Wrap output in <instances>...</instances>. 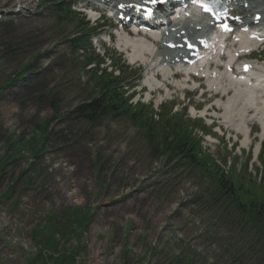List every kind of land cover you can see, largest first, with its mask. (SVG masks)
<instances>
[{"label": "rangeland", "instance_id": "1", "mask_svg": "<svg viewBox=\"0 0 264 264\" xmlns=\"http://www.w3.org/2000/svg\"><path fill=\"white\" fill-rule=\"evenodd\" d=\"M54 1L0 10V264H264V221L216 182L228 181L244 205L264 203L259 126L244 147L214 95L171 88L149 102L142 65L116 42L100 43L105 55L97 45L114 21L93 23L81 12L87 0H66L68 20ZM86 23L94 39L82 53L71 41ZM90 59L121 73L137 122L79 115L102 92ZM181 117L216 167L192 168L161 148L165 122Z\"/></svg>", "mask_w": 264, "mask_h": 264}, {"label": "bare ground", "instance_id": "2", "mask_svg": "<svg viewBox=\"0 0 264 264\" xmlns=\"http://www.w3.org/2000/svg\"><path fill=\"white\" fill-rule=\"evenodd\" d=\"M89 1L94 4L93 7L98 9H100L103 5L108 7L112 6L114 9H118L120 6L125 8L128 3H142V0ZM34 2L35 0H0V10L8 6L10 9H7V11H16L20 8L18 7V4H21L22 10H20L19 13H22L24 12L22 7L30 10L33 8ZM228 3L231 6H235V9L231 12L232 18L236 21L234 26L241 28V24L244 23L249 26H253L255 17L261 16L262 23L259 27L264 29V0H228ZM120 13V11H117L116 16L120 15ZM91 18H94L93 14L91 15ZM162 24L163 25H160V27L163 26L164 28L166 24ZM169 26H171V24H169ZM160 27L157 26L155 28L156 31H158ZM171 28H175V26H171ZM183 30H186L188 35L192 32L189 25H186V29ZM241 35L246 39L248 38L247 33H241ZM176 36L167 37L172 39L169 43L173 45H180L182 43L184 54L189 55L191 53V51L186 50L187 46L199 47L201 45V42L196 44V41H189L186 37L182 38L181 41L180 39L175 40ZM152 37L156 38V35H152ZM116 40L117 46L120 50L126 52L132 63H141L144 66V70L147 73L144 83L151 91L165 89L168 92L167 96H170L171 86L174 89L180 90H183L186 87L192 88L191 85H188V78L181 77V75H174V70H179L178 68L180 67L174 66V63L171 61H166V57H169L168 52L163 54L165 51L164 48H161L157 43H153L152 38L148 39L146 37H142L141 35L130 34L123 31L120 33L117 32ZM154 40L155 42L158 41V39ZM229 48L235 49L236 45L230 43ZM185 59L187 58L184 57L182 61L184 62ZM188 60L190 61L191 59L188 58ZM245 64L249 65L252 69V72H250L248 76L242 77L238 74L235 78H233V80H230L225 76V69L221 66H217L214 69V75L217 77L213 80H205L204 85H206V87L213 92L212 95L215 96L216 102L214 106L224 111L222 114L224 124L231 127L238 134L242 135V145L244 147H248L251 142L250 140L252 134V130L249 126L250 122H257L260 125L263 131L261 138H264V63L262 64L254 61ZM238 70H240V68H238ZM158 74L162 76L163 81L167 84H163V82L156 80V76L158 78ZM226 93L228 94L225 95ZM196 111V109H193V112ZM208 112L209 111L205 109L201 112V115L206 116ZM214 114L217 117L220 116L216 112H214ZM258 151L259 148L256 150V154Z\"/></svg>", "mask_w": 264, "mask_h": 264}, {"label": "trees", "instance_id": "3", "mask_svg": "<svg viewBox=\"0 0 264 264\" xmlns=\"http://www.w3.org/2000/svg\"><path fill=\"white\" fill-rule=\"evenodd\" d=\"M53 4L57 6L60 14H63L65 18H69L70 13L69 9L65 7V0H55ZM84 28H82V30ZM86 36L83 30L79 36L73 38L71 44L79 49L88 47L90 45V38H86ZM93 62L94 61L91 59L88 61V64H92ZM98 65L99 69L97 74L99 70H101L102 63H98ZM96 80L97 90L99 89L102 92L92 97L90 102L78 108L80 116L85 117L90 122L99 120L107 112H111L115 116H127L136 122L141 118V115L136 113L137 110L134 109L133 104H130V97H126V91H124L123 87L120 85L119 79L105 70H101V75L96 77ZM194 127V122L188 121L183 117L179 118L174 123L167 120L162 131L163 139L161 148L165 152H171L173 155L178 156L179 160H185L192 168H199L202 170L207 168L210 163L216 167L214 161L204 152L200 143L201 140L193 136L192 129L194 130ZM204 157L209 159L208 163H205ZM216 182L218 184L219 194L226 195L229 193L233 197L235 194L236 200L238 201V209L246 213L252 220H257L259 223L264 221V203L258 204L253 201L249 202L248 205H244L237 194V190L232 188L228 184V181L222 178L217 179Z\"/></svg>", "mask_w": 264, "mask_h": 264}, {"label": "snow or ice", "instance_id": "4", "mask_svg": "<svg viewBox=\"0 0 264 264\" xmlns=\"http://www.w3.org/2000/svg\"><path fill=\"white\" fill-rule=\"evenodd\" d=\"M152 2H153V3H155V2H156V0H152ZM160 2L162 3V2H163V0H160Z\"/></svg>", "mask_w": 264, "mask_h": 264}]
</instances>
